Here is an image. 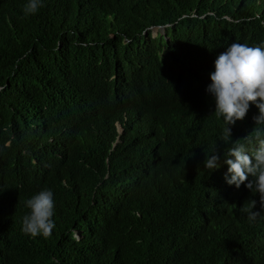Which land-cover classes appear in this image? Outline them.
I'll return each instance as SVG.
<instances>
[{"label": "trees", "instance_id": "16d2710c", "mask_svg": "<svg viewBox=\"0 0 264 264\" xmlns=\"http://www.w3.org/2000/svg\"><path fill=\"white\" fill-rule=\"evenodd\" d=\"M27 3L0 0V264H264V211L250 222L254 196L224 186L226 125L184 80L234 42L264 45V0H43L34 15ZM158 25L167 40L151 37ZM144 78L156 138L123 132L111 148ZM43 189L56 226L33 238L22 219Z\"/></svg>", "mask_w": 264, "mask_h": 264}, {"label": "clouds", "instance_id": "9594fccd", "mask_svg": "<svg viewBox=\"0 0 264 264\" xmlns=\"http://www.w3.org/2000/svg\"><path fill=\"white\" fill-rule=\"evenodd\" d=\"M42 6L43 0H28L25 14L34 15ZM248 19H259V14ZM149 29L151 37H155L158 32L164 35L163 25L151 26ZM164 38L167 40L166 35ZM184 76L192 89L200 88L202 93L207 92L214 98L212 106L215 107V114L222 117L226 125L223 130L224 142L231 144L223 156L220 177L229 191L242 190L254 196L251 206L242 208L248 220L254 222L264 211V45L250 47L234 42L215 61L205 64L201 77L195 79L189 73ZM148 79H139L131 87L130 103L134 117L126 129L124 113L121 114V121H113L115 135L111 148L120 142L123 132L127 138H136L140 147L151 144L156 138L160 111L143 101ZM254 105L259 109V115L251 119L249 113ZM237 121L244 132L232 136L229 126L235 125ZM252 128L251 133H248ZM219 152L217 146L210 155L205 154V169L211 171L220 167ZM256 202L261 211L253 210ZM26 207L30 212L22 219V231L33 238H49L56 226L53 220V191L41 190L26 201Z\"/></svg>", "mask_w": 264, "mask_h": 264}, {"label": "rangeland", "instance_id": "374dc122", "mask_svg": "<svg viewBox=\"0 0 264 264\" xmlns=\"http://www.w3.org/2000/svg\"><path fill=\"white\" fill-rule=\"evenodd\" d=\"M152 35H154V33H152Z\"/></svg>", "mask_w": 264, "mask_h": 264}]
</instances>
